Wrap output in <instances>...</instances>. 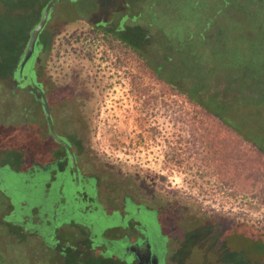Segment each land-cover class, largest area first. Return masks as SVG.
<instances>
[{
    "label": "rangeland",
    "instance_id": "1",
    "mask_svg": "<svg viewBox=\"0 0 264 264\" xmlns=\"http://www.w3.org/2000/svg\"><path fill=\"white\" fill-rule=\"evenodd\" d=\"M48 1L0 0V143L19 151L11 162L20 171L63 153L45 134L39 96L12 77ZM82 1L83 6L68 0L55 4L41 33L38 58L28 67L43 84L57 134L73 143L82 174L97 179L100 204L111 214L129 198L135 207L162 211L168 237L164 264H264V202L246 199L242 192L231 197L213 166L210 174L198 169L199 153L211 152L210 142L225 133L186 96L157 80L139 53L126 46L152 56L173 38L194 60L206 62L212 92L215 80L227 75L216 64L220 50L214 38L200 42V22L216 24L206 30L211 36L229 32L231 47L245 61L263 62L264 0H138L137 6V0ZM126 1L132 8H125ZM125 13L130 18L123 19L125 31L117 33L116 41L95 28L104 21L114 32ZM250 76L251 71H230V78ZM262 114L258 109L229 116L251 139L261 141ZM227 137L230 147L237 145L231 133ZM76 185L70 190L75 192ZM10 212L0 194V264H49L41 239L23 228L29 222L37 225L39 218L31 221L18 212L16 223L8 224L3 218ZM196 217L207 221L193 225L190 219ZM119 225L118 218H106L101 231ZM127 232L108 231L102 237L113 241ZM86 234L87 229L73 235L71 242L73 252H86L85 258L90 255Z\"/></svg>",
    "mask_w": 264,
    "mask_h": 264
},
{
    "label": "flooded vegetation",
    "instance_id": "2",
    "mask_svg": "<svg viewBox=\"0 0 264 264\" xmlns=\"http://www.w3.org/2000/svg\"><path fill=\"white\" fill-rule=\"evenodd\" d=\"M68 1L73 5L77 6L78 4L83 6L82 0ZM137 2L138 0L135 2V6H137ZM126 4L128 7L125 8H132L129 2L126 1ZM44 9L42 10V14ZM137 14L131 17L132 21L135 20ZM125 18H130L127 13L119 17L118 26L114 32L108 30L104 21L103 25L97 23L98 25L95 28H98L99 31L109 32L111 36L115 37L117 33L125 31V28L121 25ZM30 35L31 33L28 40L26 39L27 42H25V51ZM40 41L41 35L36 45V52L39 50ZM25 51L22 53L21 60L17 63V68L13 70L12 77L20 88L28 84L32 90L33 82L38 85L35 70L32 67L28 68L33 57L26 64L21 78L19 75V66ZM31 76L33 80H31ZM36 94L39 96L42 104L40 95ZM44 131L45 134L56 142V145L60 146L63 153L57 155V157L55 156V159L51 156V160L43 165L34 164L26 171H20L17 169L18 165L11 162V159L15 160L19 151L15 150L12 146H5L3 143H0V194L8 199L9 206L11 207L10 216L3 218V221L8 224H14L16 223L15 218L18 215L15 203L16 194L12 187L9 186V180L13 177L24 179L29 176V180L24 181L26 183H33L34 178L37 177L39 178L41 187L35 185L34 188H25L21 190L22 197L20 194L18 197L20 200L19 204H25L24 206H26V211H28L26 216L31 218V221L34 217L39 218L37 225L29 222L23 228L25 231H29L30 234L41 239L46 248L45 253L47 254L49 264H164V258L160 253V247H163L162 238H154L150 234L148 220L143 218V212L148 208L145 206L135 207L129 198H125L121 210H113L111 214H108L96 198L97 179L94 176L82 174L78 165L79 180L77 181L67 149L53 138L48 123L47 129ZM58 135L63 140L66 139L63 135ZM65 141L73 148L78 164V155L73 143L70 142L71 140L66 139ZM49 152L52 154V149ZM72 183L77 184L75 192L70 190ZM26 201L27 204L24 203ZM29 202L31 203L29 204ZM134 208L135 211L133 210ZM77 216L82 217V221L75 220ZM91 216H103L111 219L118 218L120 225L111 229L98 231L96 227L97 219L90 221ZM86 229L87 243L90 248L88 253L90 255L85 258L83 254L86 252L77 254L73 252L71 242L74 238L73 235L83 234ZM119 229L128 230V232L118 240H103L102 236L106 232L117 231ZM130 229H133V231Z\"/></svg>",
    "mask_w": 264,
    "mask_h": 264
},
{
    "label": "trees",
    "instance_id": "3",
    "mask_svg": "<svg viewBox=\"0 0 264 264\" xmlns=\"http://www.w3.org/2000/svg\"><path fill=\"white\" fill-rule=\"evenodd\" d=\"M200 25L203 32L200 42L204 43L205 39L214 38L220 50L216 64L227 75L226 78L215 80L214 85L217 90L213 88L212 92L209 88L210 75L208 74L209 67L206 62L203 59L194 60L192 52L183 51L179 43L174 42L173 38L170 40L165 39V43L160 47L162 48V53L158 54L157 49L156 55L152 56L151 54H141L134 46H129L128 44L126 46L139 53L145 62V66L157 80L186 96L192 106L206 117L213 118L218 123L221 132L225 133L224 137L216 138L213 143L210 142L211 152L207 150L199 153L200 156L202 155V158L197 160L200 163L198 166L200 172L203 171V174H210L209 169L213 166L214 173L217 174L219 180L230 187L231 197H238V193L242 192L246 193V199H258L264 202V138L261 141L251 139L245 131L233 123L229 116L230 112L249 110L257 112L259 109L263 113L260 122L264 123V61L258 63L245 61L239 51L231 47L229 32L224 34L218 31L211 36V33L208 34L206 30L212 25L215 27L216 24L201 21ZM103 36L106 39L116 41V38L110 34ZM262 51V49H257V53L260 55H262ZM39 53L40 51L38 50L30 63L32 61L33 63L35 62ZM158 56L159 59L156 61L155 58ZM149 59H153V62ZM13 68V66L12 68L10 67L8 71L10 72ZM246 70L251 71L249 78H230V71L242 72ZM5 73H2V75ZM38 85L43 87V84L38 83ZM32 91L37 93L34 88H32ZM228 111L229 114L227 113ZM247 113V116L252 117L249 114L250 112ZM228 133L235 137L234 141L237 142V145L230 147V140L227 137ZM206 144L208 146V141ZM24 180L28 181L29 176L24 179L13 177L9 180V186L12 187L16 194L15 203L20 215L28 214L25 204H19L18 195L20 194L22 197L21 190L34 188L35 185L41 187L37 177L34 178L33 183H26ZM24 203L27 204V201ZM251 205L253 204L251 203ZM251 208L254 207L252 206ZM133 210L135 211V208ZM143 213V218L148 220L150 234L154 238H162L163 247H160V253L165 258L168 237L163 231L165 226L163 213L150 208ZM105 219L103 216H97L96 227L98 231L101 230V225ZM191 220L194 222L192 223L193 225L200 223V221H207L201 217ZM249 227L255 229L252 225Z\"/></svg>",
    "mask_w": 264,
    "mask_h": 264
},
{
    "label": "water",
    "instance_id": "4",
    "mask_svg": "<svg viewBox=\"0 0 264 264\" xmlns=\"http://www.w3.org/2000/svg\"><path fill=\"white\" fill-rule=\"evenodd\" d=\"M60 0H51L45 7L41 20L40 22L35 26V28L32 30L31 35H30V39L24 54V57L20 63V78L23 75V70L26 66V64L29 62V60L34 56V54L36 53V45L37 42L40 38L41 33L43 32V30L45 29L49 17L51 15V12L55 6V4L57 2H59ZM31 80H33V77L31 76ZM33 88L37 91V93L40 95L41 100H42V106H43V110L45 113V117L49 126V130L51 135L53 136V138L59 142L64 148L67 149L69 155H70V159H71V163H72V167L75 171V175H76V179L77 181L79 180V167L76 161V157H75V153L73 151V148L70 146L69 143H67L65 140H63L55 131V127H54V122H53V117H52V113H51V108H50V104H49V100L47 98V95L45 93V91L38 86L36 83L33 82ZM158 264V263H157Z\"/></svg>",
    "mask_w": 264,
    "mask_h": 264
}]
</instances>
